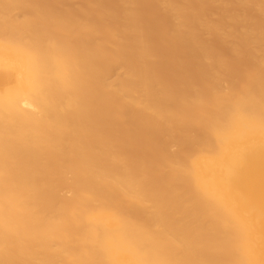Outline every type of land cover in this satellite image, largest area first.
I'll return each mask as SVG.
<instances>
[{"label": "bare ground", "instance_id": "1", "mask_svg": "<svg viewBox=\"0 0 264 264\" xmlns=\"http://www.w3.org/2000/svg\"><path fill=\"white\" fill-rule=\"evenodd\" d=\"M0 264H264V0H0Z\"/></svg>", "mask_w": 264, "mask_h": 264}]
</instances>
